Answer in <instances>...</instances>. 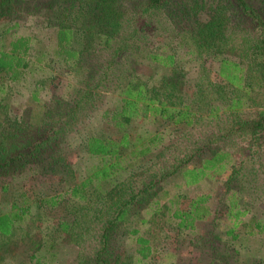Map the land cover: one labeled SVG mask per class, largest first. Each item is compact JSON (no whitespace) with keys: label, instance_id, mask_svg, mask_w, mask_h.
Returning <instances> with one entry per match:
<instances>
[{"label":"rangeland","instance_id":"1","mask_svg":"<svg viewBox=\"0 0 264 264\" xmlns=\"http://www.w3.org/2000/svg\"><path fill=\"white\" fill-rule=\"evenodd\" d=\"M47 1L10 0L12 11L3 14L0 26H4V21L22 24L5 39L28 34L46 46L45 33L63 26L81 27L83 19L78 16H81L79 12H85V0H81L79 12L54 9L44 16L35 8ZM91 1L86 2L90 4ZM179 1L182 4L177 0L171 4L169 17L160 13L152 16L149 22L140 19L135 23L144 33L132 48L157 46L161 49L167 35L164 28L185 27L187 19L183 16L191 14L193 4L196 13L203 14L197 21L198 26L212 22L214 18L212 23L217 27L208 26L205 33L210 35L205 36L209 46L195 49L194 56L184 59V67L178 69L180 72L175 77L177 87L171 96V102L175 104L178 100L194 101L191 111L196 117H203L206 111L202 99L204 93L195 92L191 85L195 82L212 88L222 84L214 74L216 60L213 55L221 51V55L233 59L242 46L240 35L247 30V23L244 25L238 15H234L231 3L224 0ZM246 1L249 6H254L261 0ZM173 16L184 19L170 25L168 22ZM129 28L132 27L129 25ZM220 38H224L223 42ZM32 46L41 48L39 44ZM110 55H113L112 49L109 53L105 46L98 45L85 56V67L91 68L94 75L91 84L97 87L90 102L85 104L82 113L75 114L74 120L67 118L64 112H51L52 99L66 98L65 82L77 84L74 78L64 79L66 76L57 70L54 62L49 64V72L54 77H33L31 80L33 83L38 81L42 87L39 103L31 101L28 90L8 84L12 94L5 99V104L0 102V133L12 132L15 123L22 124L23 121L32 126L39 122L54 126L43 135L47 136L46 147L37 149L22 166L9 172L0 171V212L10 211L14 206L25 213L24 221L13 227L10 236H0V264H33L31 255L41 258V264H91L90 258L98 250V230L103 228V221L115 202L127 200L129 192H138L141 184L156 180L179 161L189 167H200L216 153L225 154L216 165L217 172L209 170L198 184L185 186L180 176L165 177L161 189L143 192L133 202L128 200L126 213L130 224L124 228L126 231L137 230L135 238L139 236L148 241L152 251L146 259L139 258L135 238L123 235L114 227L102 260L105 264H256L255 260L264 252L263 233L249 235L248 225L250 218L264 222V133L256 142L242 132L214 140L219 123L214 125L202 120L195 127L176 132L169 120L163 121L157 116L136 117L122 129L129 141H145L147 135L154 133H163L166 137L142 162L119 172L112 180L99 186L91 183L84 189L78 188L99 164L97 159L86 154L82 146L84 137L100 136L118 143L122 135L109 120L111 112L120 106L119 89L133 78L136 83L144 82L151 90L147 96L152 97L151 92L157 89L156 80L160 77V73L143 60L142 54L127 59L131 60L130 64L121 59L109 65ZM127 65H131V74L125 69ZM186 72H189V83H186ZM212 95L214 91L206 93L209 99ZM228 97L230 94L225 93L222 99ZM259 109L260 105L255 103L242 110L243 114L249 115ZM219 115L222 119L223 115ZM74 189L76 195L72 196ZM197 198H203L209 214L195 221L193 229L189 230L177 216L188 212ZM237 212L244 214L235 222ZM62 223L67 224L65 229Z\"/></svg>","mask_w":264,"mask_h":264},{"label":"trees","instance_id":"2","mask_svg":"<svg viewBox=\"0 0 264 264\" xmlns=\"http://www.w3.org/2000/svg\"><path fill=\"white\" fill-rule=\"evenodd\" d=\"M86 1L88 0H85V12H79V7L83 4L81 0H48L46 3L43 2L42 6L35 8L44 16H48L49 11L54 9L57 11L74 9L78 10L81 15L78 17L83 19L78 29L63 26L48 34L45 33L44 36L48 40L46 46L42 45L39 39L28 34L14 35L10 40L5 39L9 33L22 24L18 21L12 23L4 21V26H0V102L4 104L5 99L12 94L9 92L8 84L28 90L31 101L39 103L38 94L42 87L37 84L38 81L33 83L31 80L33 77L35 79L36 77L43 79L49 75L54 77L49 72V67H51L49 64L54 62L57 70L66 76L64 79L74 78L77 84L65 82L66 98L64 100L59 96L52 99L51 112L59 114L64 112L67 118L74 120L75 114L82 113L85 104L90 102L97 87L96 84H91L94 75L90 71L91 68L85 67V56L89 55L98 45L105 46L109 53L112 49L113 55H110L109 65L114 60L121 59H126L130 64L131 60L127 59H132L135 54H142L143 60L149 64L150 68L160 73V77L156 80L157 89L151 92L152 97L146 94L151 91L145 87L146 84L136 83L133 78H129L119 89L120 106L111 112L109 117L112 125L122 134L118 143L100 136L84 137L82 146L86 154L97 159L99 164L90 171L88 177L79 185V189H84L91 183L99 186L112 180L119 172L134 167L136 162H142L143 158L149 155L166 137V134L154 133L147 135L145 141L138 139L133 142L129 141L127 134L122 133V129L125 124L136 117L155 118L157 116L160 120H169L176 132L195 127L202 120L213 122L214 125L219 123L213 136L214 140H222L238 132L252 137L254 142L262 139L264 133V0L256 1L254 6H249L246 0H224L231 3L234 15H238L244 25L247 23V30L240 35L242 46L238 48V54L233 59L221 55V51L213 55L216 60L214 74L222 84L211 88L208 84L206 86L196 84L192 79L194 83L191 86L195 89L194 91L204 93L202 99L206 111L203 117H196L195 112L191 111L194 101H187V104L178 100L175 104L171 102V96L172 91L177 87L175 77L177 72H180L178 69H183L184 59L187 56H194L195 49L199 50V48L209 46L205 36L210 35L205 33L208 26L217 27L212 23L214 18L212 22L207 21L198 26L197 21L203 14H197L196 5L193 4L190 8L191 14L183 16L187 19L185 27L174 29L164 26V33L167 35L165 42L160 45L161 49L157 46L132 48L135 46L132 44L137 45L136 40H139L144 33L137 29L135 23L137 24L140 19L149 22L152 16L160 13L169 17L168 10L171 4L175 3L174 0H92L90 4ZM208 8L210 12L211 9L209 6ZM11 11L10 0H0V18L5 12ZM183 17L173 16L168 23L175 25L176 21L184 19ZM152 27L155 29L156 25ZM223 40L224 38H220L221 42ZM33 44H39L41 48L35 49ZM244 45L247 46L243 47ZM129 46L131 47L128 48ZM125 69H128L127 71L131 74V65H127ZM188 73L184 74L186 83L190 81ZM133 84H138V86L134 87ZM70 89L72 91L69 93ZM210 91H214L212 99L206 96V93ZM225 93H229L230 97L223 100L222 96ZM255 103L260 105L261 109L249 115L243 114V108H249ZM219 113L223 115L222 119ZM23 122L22 124L16 122L12 132L0 133V171L9 172L22 166L35 155L37 149H43L48 143L47 136L43 137V135L50 131L54 124L39 122L32 126ZM224 156L225 154L216 153L204 160L200 167H189L187 163L179 161L156 180L151 179L148 183L141 184L138 192L134 194L129 192L127 195L130 199L115 202L103 221V228L98 230V250L90 258L91 264H105L102 258L106 256L108 237L112 235L114 227L119 228L123 235L134 238L137 235V230L126 231L124 228L130 224L126 213V205L129 201L133 202L141 197L143 192L161 189V183L164 182L165 177L180 176L185 186L198 184L209 170L217 172L216 165ZM75 195L76 189L72 192V196ZM189 209L188 212L180 213L177 217L180 218V223H185L184 228L192 230L193 223L202 220L204 215L209 214V210L204 207L203 198L192 201ZM96 212L100 213V210ZM243 214L244 212H237L234 216L235 222H238ZM24 219V211L14 206L10 208V211L0 212V236H10L13 227L23 222ZM249 221L248 234L263 233L264 238V222L256 218H250ZM61 226L65 229L67 224L62 223ZM254 230L255 233H253ZM228 233H230L229 230ZM134 242L139 247L137 250L139 258L146 259L152 251L148 241L137 236ZM30 259L33 264H41V258L31 255ZM255 261L256 264H264V252Z\"/></svg>","mask_w":264,"mask_h":264}]
</instances>
